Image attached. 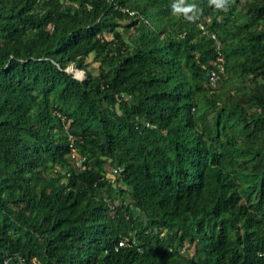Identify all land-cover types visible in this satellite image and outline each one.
Segmentation results:
<instances>
[{"label":"trees","instance_id":"trees-1","mask_svg":"<svg viewBox=\"0 0 264 264\" xmlns=\"http://www.w3.org/2000/svg\"><path fill=\"white\" fill-rule=\"evenodd\" d=\"M187 2L0 0V264H264V0Z\"/></svg>","mask_w":264,"mask_h":264},{"label":"clouds","instance_id":"clouds-1","mask_svg":"<svg viewBox=\"0 0 264 264\" xmlns=\"http://www.w3.org/2000/svg\"><path fill=\"white\" fill-rule=\"evenodd\" d=\"M208 3L217 10H223L227 6L228 0H208ZM172 8L174 13L182 14L189 23H195L202 14V9L197 4L188 3L187 0H175Z\"/></svg>","mask_w":264,"mask_h":264},{"label":"rangeland","instance_id":"rangeland-1","mask_svg":"<svg viewBox=\"0 0 264 264\" xmlns=\"http://www.w3.org/2000/svg\"><path fill=\"white\" fill-rule=\"evenodd\" d=\"M121 28V27H120ZM129 31V30H128ZM128 31H124L123 33L126 35L128 33ZM105 35H109V33H105ZM86 60V67L89 68L91 70V72H95V65H96V61L92 60V55L88 54L85 58ZM69 69H72L69 65L68 67ZM73 74L75 76H79L82 77L83 76V72L81 69H73Z\"/></svg>","mask_w":264,"mask_h":264},{"label":"built area","instance_id":"built-area-1","mask_svg":"<svg viewBox=\"0 0 264 264\" xmlns=\"http://www.w3.org/2000/svg\"><path fill=\"white\" fill-rule=\"evenodd\" d=\"M222 67L220 65H218V70L216 69H209L208 74H207V79H208V83L209 84H214L217 76H218V71H221ZM70 156L72 157L73 154L71 153ZM73 161H75L74 163L78 164V160L73 159ZM125 243V238H120L117 240V244H124Z\"/></svg>","mask_w":264,"mask_h":264}]
</instances>
